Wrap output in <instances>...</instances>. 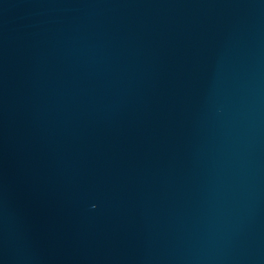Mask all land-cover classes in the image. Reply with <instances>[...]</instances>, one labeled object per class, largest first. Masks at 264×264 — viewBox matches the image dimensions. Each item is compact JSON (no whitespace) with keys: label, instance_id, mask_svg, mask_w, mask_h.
I'll return each instance as SVG.
<instances>
[{"label":"water","instance_id":"95a60500","mask_svg":"<svg viewBox=\"0 0 264 264\" xmlns=\"http://www.w3.org/2000/svg\"><path fill=\"white\" fill-rule=\"evenodd\" d=\"M0 264H264V0H0Z\"/></svg>","mask_w":264,"mask_h":264}]
</instances>
